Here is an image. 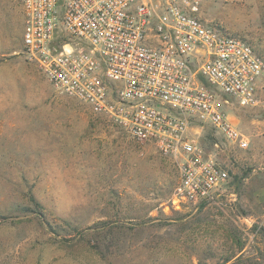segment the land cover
<instances>
[{
  "label": "rangeland",
  "instance_id": "obj_1",
  "mask_svg": "<svg viewBox=\"0 0 264 264\" xmlns=\"http://www.w3.org/2000/svg\"><path fill=\"white\" fill-rule=\"evenodd\" d=\"M202 10L264 57V0ZM23 30L20 1L0 0V264H264V85L229 109L247 149L193 130L230 182L177 207L174 157L57 92L26 58Z\"/></svg>",
  "mask_w": 264,
  "mask_h": 264
},
{
  "label": "built area",
  "instance_id": "obj_2",
  "mask_svg": "<svg viewBox=\"0 0 264 264\" xmlns=\"http://www.w3.org/2000/svg\"><path fill=\"white\" fill-rule=\"evenodd\" d=\"M19 1L23 52L52 87L174 157L177 207L214 201L230 173L193 130L249 147L229 109L264 85L255 46L206 21L205 0Z\"/></svg>",
  "mask_w": 264,
  "mask_h": 264
}]
</instances>
